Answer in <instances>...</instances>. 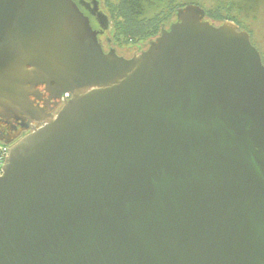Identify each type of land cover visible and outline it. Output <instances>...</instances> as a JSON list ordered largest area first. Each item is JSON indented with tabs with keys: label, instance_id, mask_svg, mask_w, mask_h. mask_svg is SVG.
I'll return each mask as SVG.
<instances>
[{
	"label": "water",
	"instance_id": "95a60500",
	"mask_svg": "<svg viewBox=\"0 0 264 264\" xmlns=\"http://www.w3.org/2000/svg\"><path fill=\"white\" fill-rule=\"evenodd\" d=\"M108 27L100 0H0V125L28 131L0 176V264H264L249 34L188 4L125 57Z\"/></svg>",
	"mask_w": 264,
	"mask_h": 264
},
{
	"label": "rangeland",
	"instance_id": "374dc122",
	"mask_svg": "<svg viewBox=\"0 0 264 264\" xmlns=\"http://www.w3.org/2000/svg\"><path fill=\"white\" fill-rule=\"evenodd\" d=\"M108 1L114 2L116 0H101L102 8L106 10V15L109 16L108 19L111 22L108 33L114 47L117 48L118 54L121 53L122 56L129 57L131 53H126L139 41H144L148 37L142 35L123 37L122 32L116 36L114 34L115 24L108 10ZM142 2L143 13L139 20L148 29L156 28L153 33L161 24L169 20L171 12L179 5H197L215 21L232 20L249 34L252 45L259 52L264 63V0H142ZM0 141L6 142L4 139Z\"/></svg>",
	"mask_w": 264,
	"mask_h": 264
},
{
	"label": "trees",
	"instance_id": "16d2710c",
	"mask_svg": "<svg viewBox=\"0 0 264 264\" xmlns=\"http://www.w3.org/2000/svg\"><path fill=\"white\" fill-rule=\"evenodd\" d=\"M142 0H116L114 2L108 1V10L110 12V17L114 21L115 24L114 34L120 35L122 32L123 37H131V36H147V37H154L157 32L159 31L161 26H166L172 18L174 10L171 12L169 20L161 24L157 31L153 33L156 28L148 29L141 24L139 17L141 16L142 12ZM184 5H179L178 7H182ZM109 17V16H108ZM206 17L212 21H215L208 17L206 13ZM222 21L218 20L217 22ZM232 21V20H231ZM153 33V34H152ZM150 35V36H149Z\"/></svg>",
	"mask_w": 264,
	"mask_h": 264
},
{
	"label": "flooded vegetation",
	"instance_id": "af4514ba",
	"mask_svg": "<svg viewBox=\"0 0 264 264\" xmlns=\"http://www.w3.org/2000/svg\"><path fill=\"white\" fill-rule=\"evenodd\" d=\"M100 9H102V11L106 14V10H104V8H102V5H101V0H100ZM110 28H111V22L109 21V27H108V30H106L105 32V35L104 37L101 36V41H102V44L105 48H112L114 49L116 52H117V48L114 47L113 43H112V39L109 35V31H110ZM113 38H114V35L112 34ZM152 37H148L147 39H145L144 41H139L138 44H136L131 50H129L126 54H134V53H138L140 52L141 50H143L146 46V43L148 42L149 39H151ZM118 53V52H117ZM121 54V53H120ZM262 61V60H261ZM262 64L264 65L263 61H262ZM59 109V108H58ZM58 112V110H56L54 113ZM8 126H4V125H0V134L1 136H4L3 139L8 142V143H13L15 142L16 140H18L19 138H22L23 136H25L28 131L26 130H23L21 129L19 126L15 125V129H14V126L11 125L9 129H11L12 133H14L13 136H8L6 135L8 132Z\"/></svg>",
	"mask_w": 264,
	"mask_h": 264
},
{
	"label": "built area",
	"instance_id": "2783aa9c",
	"mask_svg": "<svg viewBox=\"0 0 264 264\" xmlns=\"http://www.w3.org/2000/svg\"><path fill=\"white\" fill-rule=\"evenodd\" d=\"M10 143L0 141V176L7 161L8 147Z\"/></svg>",
	"mask_w": 264,
	"mask_h": 264
}]
</instances>
